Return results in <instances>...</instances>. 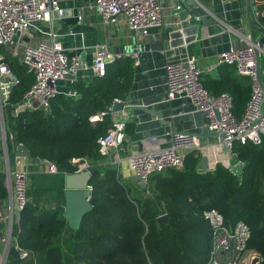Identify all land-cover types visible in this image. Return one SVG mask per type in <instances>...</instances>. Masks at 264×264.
Here are the masks:
<instances>
[{"label": "trees", "instance_id": "trees-1", "mask_svg": "<svg viewBox=\"0 0 264 264\" xmlns=\"http://www.w3.org/2000/svg\"><path fill=\"white\" fill-rule=\"evenodd\" d=\"M0 50L19 80L7 103L15 108L6 118L8 150L24 145L30 152L32 170L41 159L58 166V173L31 174L29 200L14 227L19 247L29 254L15 264H205L213 243L212 226L205 217L210 209L221 212L227 223L249 225L247 249L259 253L260 264H264V138L260 144L233 143L232 152L243 163L240 176L222 162L201 168V153L193 150L183 168L152 174L151 192L135 191L100 152L99 139L112 125L111 113L93 119L116 99L128 97L134 59L111 61L105 76L79 79L77 96L60 92L51 98L48 110H30L17 109V105L35 77L19 58L4 47ZM219 70L228 74L226 80L201 77V81L214 95L229 92L233 111L241 118L251 96V79L239 73L240 78L235 76L233 65H220ZM126 129L132 133L134 128L127 124ZM75 158L98 167L90 180L92 209L77 229L71 228L64 216L65 176L78 171ZM0 176L3 202L8 189L6 174ZM165 213L168 222L158 223L157 218Z\"/></svg>", "mask_w": 264, "mask_h": 264}, {"label": "built area", "instance_id": "built-area-1", "mask_svg": "<svg viewBox=\"0 0 264 264\" xmlns=\"http://www.w3.org/2000/svg\"><path fill=\"white\" fill-rule=\"evenodd\" d=\"M177 2L176 8L181 9L180 0ZM89 7L100 15L105 26L114 25L120 19H124L128 27L134 31L137 39L134 50L114 52L108 43L97 44L94 47L92 69L94 75L100 77L107 74L109 62L124 57L138 58L141 48L140 41L149 35L151 28L161 27L165 22L164 6L161 0H93ZM64 16L65 9L59 5L58 0H0V49L5 47L13 56L19 58L28 72L35 77L32 86L17 105V109L44 108L48 110L51 98L59 93L56 86L59 80H68L72 85L67 94L78 95L75 84L79 81L81 70L85 65L79 57L68 55L63 42L57 37L53 28L54 21ZM39 23L51 25L50 37L39 39L36 42H23V34L37 28ZM257 51L260 55L263 54L264 47L249 39L245 45H233L218 54L217 64L219 66L233 65L239 74L249 76L251 79V96L241 118H238L233 111V96L229 92L214 95L203 85L202 70L196 58L172 61L165 67L167 99L186 98L197 109L204 111L209 118L207 126L212 130L225 132L226 136L223 139L220 138V141L229 150H232L235 141L242 144L249 141L260 144L264 138V113L262 111L264 88L258 75ZM18 82L17 77L13 78L11 66L0 51V111L3 110L4 104L8 103L12 86ZM115 101L121 100L116 99ZM123 112L126 113V111ZM108 113L113 115V105L93 119L103 118ZM126 124L125 120H113L106 135L99 139L102 155L110 156L113 149L117 153L125 150ZM4 140L6 143V137ZM202 148L195 134L174 132L170 146L132 153L127 156L126 160L135 176L149 181L150 176L156 172L169 168H183L187 154L193 150L200 151ZM81 161L80 158L73 159V162L79 163L78 171L90 166L88 162ZM46 165L49 173H58L56 163L48 161ZM31 173L27 165L17 170H11L8 166L6 172L7 199L10 200L12 206L15 204L19 211L26 206L29 200ZM10 185L12 195L9 191ZM205 217L209 220L213 231L212 248L205 264H251L256 256H260L259 253L254 252L249 262L245 261L249 251L247 244L251 236L248 224L243 221L227 223L224 215L216 209L205 211ZM2 221L8 223V230L11 233L13 216H8L3 202L0 201V222ZM20 252L22 258L29 254L24 249ZM0 264H6V261L0 259Z\"/></svg>", "mask_w": 264, "mask_h": 264}, {"label": "crops", "instance_id": "crops-1", "mask_svg": "<svg viewBox=\"0 0 264 264\" xmlns=\"http://www.w3.org/2000/svg\"><path fill=\"white\" fill-rule=\"evenodd\" d=\"M92 1L58 0L59 5L65 9V16L53 23L54 32L63 42L68 55L77 56L84 63L85 67L81 70L80 78L85 80H90L94 75L93 50L97 44L108 43L114 52L130 50L137 44L134 31L128 27L124 19H120L114 25L105 26L100 15L89 7ZM161 1L164 6L165 22L161 27L151 28L149 35L140 41V46L144 43L150 45L148 48H140L138 58L132 57L133 84L128 97L121 100L129 106L139 107L134 108L132 112L128 109L126 113L118 111L111 115L112 120H125L134 129L132 133L125 130V150L117 153L113 149L111 155L106 156V163L116 165L135 191H140L141 187L132 179L135 174L126 160L127 156L170 146L174 132H190L197 136L203 147L199 151L201 158L206 156L208 164L207 167H202L200 162L201 168H212L222 162L231 169L239 162L232 150L220 141L218 135L203 134L209 122L204 111L197 109L186 98L167 99L165 67L169 62L192 57L196 58L202 70V78L224 81L228 78V74L220 72V66L217 64L218 54L233 45L247 44L252 38V32L255 36L260 33L255 25L244 18L246 13L244 0H201L208 16L215 20L208 24L193 17L189 12L188 16L183 18L181 12L188 10V6L182 2H180L181 9H177V0ZM249 14L251 19L264 20V0H251ZM50 32V24L39 23L37 28L23 34L22 41L26 43L46 39L50 37ZM4 49L7 50L5 47ZM1 53L5 55L2 51ZM262 56L264 57V53ZM236 75L240 78L238 71ZM56 86L59 93H67L72 88L68 80H59ZM140 107H146L147 110ZM152 109L154 112L150 111ZM2 137L0 116L1 174H6L9 165L4 147L2 148L3 145L5 146ZM25 165L29 166L31 174H50L47 165L41 162L36 170H32L33 162L30 157H18L15 164L10 165V169L17 170ZM45 200L47 199L44 197ZM51 201L49 204L53 205L54 201ZM3 206L8 216H13V230L10 233L8 223L0 222V259L5 260L6 264H15L23 259L21 255L15 257L10 253L11 246H16L21 251L14 234V227L18 224L16 214L19 210L15 204L12 206L9 199L3 201ZM254 252L252 250L247 252L246 263L254 256Z\"/></svg>", "mask_w": 264, "mask_h": 264}, {"label": "water", "instance_id": "water-1", "mask_svg": "<svg viewBox=\"0 0 264 264\" xmlns=\"http://www.w3.org/2000/svg\"><path fill=\"white\" fill-rule=\"evenodd\" d=\"M180 2L188 6V10H184L181 12V16L183 18L188 16V12H189L191 15H193V17L197 18L198 20L202 21L205 24H208L210 22H215V20L211 16H208L207 11L202 6L201 0H180ZM244 2L246 6V13L244 18L247 21H250L251 24L255 25L260 30V33L257 36H255L254 33L252 32L251 39L254 43L264 47V20L259 18L251 19L249 14L251 0H244ZM149 45H150L149 43H144L140 47L141 49L148 48ZM132 49L134 50V47ZM257 55H258V75L262 83V86L264 88V57L262 56V54L260 55L259 52ZM13 78H16L14 74H13ZM136 107L139 106H129L125 104L124 101H115L113 104V111L114 112H118L122 110L127 111L128 109H130V111L132 112V110ZM140 108L147 110L146 107H140ZM150 111L154 112L153 109ZM262 111L264 113V100L262 103ZM0 116L2 120L3 129L5 131L3 110L0 111ZM212 133L218 135L222 139L226 136L224 131L212 130L209 127H207L203 132L204 135L212 134ZM4 150L6 153L9 167L11 164H15L18 157H30V152L24 145H20L15 151L9 152L6 142L4 146ZM40 162L43 164H47L48 160L41 159ZM200 162L202 167H207L208 164H207L206 156H203ZM97 170H98L97 166L90 165L86 169L79 170L74 173L67 174L65 176L66 202H65L64 216L66 217L68 225L71 228L77 229L80 226L83 216L92 209V203H91L92 189H91L90 180L92 175ZM231 171L235 175L238 176L242 175L243 173L242 163L240 161L237 162L231 168ZM132 179L145 191L147 192L152 191V188L149 185V181L140 179L137 176H134ZM9 191L10 194L12 195L11 185L9 186ZM20 216H21V211H18L16 214L17 223L20 221ZM168 220H169V215L167 213L162 214L157 218L158 223H166L168 222ZM10 253L15 257H20L21 255L20 250L16 246L10 247ZM259 261H261L260 256H256L251 264H257Z\"/></svg>", "mask_w": 264, "mask_h": 264}, {"label": "rangeland", "instance_id": "rangeland-1", "mask_svg": "<svg viewBox=\"0 0 264 264\" xmlns=\"http://www.w3.org/2000/svg\"><path fill=\"white\" fill-rule=\"evenodd\" d=\"M6 52H8L6 50ZM4 53V52H3ZM10 53V52H8ZM15 110V108H12V106L10 105H5L3 106V116H4V123H5V131L3 129V125H2V120H1V127H2V131H3V137L2 139L4 140V137H6V118L13 113V111ZM4 147V145L2 146V148Z\"/></svg>", "mask_w": 264, "mask_h": 264}]
</instances>
